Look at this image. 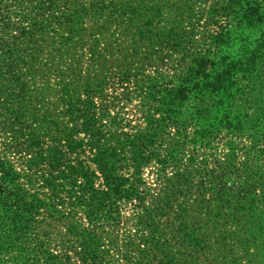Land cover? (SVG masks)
Masks as SVG:
<instances>
[{
    "label": "rangeland",
    "instance_id": "374dc122",
    "mask_svg": "<svg viewBox=\"0 0 264 264\" xmlns=\"http://www.w3.org/2000/svg\"><path fill=\"white\" fill-rule=\"evenodd\" d=\"M35 2L0 0V68L10 63L6 58L12 54L9 50L15 48V37L32 31L30 10ZM53 3L51 12L37 21L39 27L47 23L45 32L40 36L32 33V41L39 44L44 40L46 59L58 57L55 52L60 44L67 48L59 54L62 62L57 71H51L43 83L39 78L28 80L27 91L22 95L27 104L23 120L39 134L46 131L44 122L54 130L74 126L76 131L80 130L77 110L86 101L97 123L106 127L103 135L113 130V121L123 126L125 133L131 128L144 129V117L157 106L143 99L144 87L152 80H174L185 72L202 48L207 49V35H214L220 26L228 29L235 26L231 16L212 17L211 9L219 0H54ZM74 11H82L83 15H74ZM173 35L175 39H169ZM179 37L188 38L177 47ZM7 82L11 84L12 79L0 81V103L5 98L4 89H9ZM5 118H9V113L0 111V122ZM36 121H40L39 125ZM189 123L180 136L174 130H166V135L156 142L154 153L167 162L165 167L151 161L138 178L133 177L132 171L124 175L129 182L123 193L129 190L133 196L121 193L122 198L113 201L108 210L110 220L90 222L85 214H74L77 234L94 238L102 257L100 264H202L191 251L185 252L180 247L179 210L187 212L189 232L197 233L204 209L213 207L219 196L218 187L208 178L209 172L225 175L223 192L240 195L247 192L245 203L251 200L253 208L264 209L263 200L258 201L264 198V130L256 139L259 145L255 148L246 134L233 135L227 130L217 132L214 141L206 144L200 143L194 123ZM2 144L5 141L0 140V156ZM6 155L8 161L16 162L12 154ZM16 167L20 168L17 163ZM247 177L251 183L245 181ZM254 196L257 197L252 203ZM246 217L247 214L239 218L241 227L245 226ZM44 224L38 232L43 234L46 254L64 256L61 242L66 237L67 222H50L47 218ZM238 228L228 225L231 231ZM77 240L73 239L77 243L67 253L71 260L59 259L55 264H82L78 260L81 248H77L80 243ZM243 246L239 242L233 245L236 249ZM242 250L255 254L253 247ZM214 252L220 254L216 248ZM235 253L241 255L240 250ZM245 261L242 257L239 262ZM215 264L225 263L220 259Z\"/></svg>",
    "mask_w": 264,
    "mask_h": 264
},
{
    "label": "trees",
    "instance_id": "16d2710c",
    "mask_svg": "<svg viewBox=\"0 0 264 264\" xmlns=\"http://www.w3.org/2000/svg\"><path fill=\"white\" fill-rule=\"evenodd\" d=\"M53 2H35L30 10L32 31L15 37V48L6 58L10 63L0 68L1 82L12 79L0 103V111L9 113V118L0 122V140L5 141L0 156V264H55L59 259L69 262L67 253L77 243L74 238L80 242L78 260L82 264H100L102 257L94 238L77 234L74 214H85L90 222L110 220L108 210L113 201L122 198L129 182L124 175L132 171L138 178L151 161L161 167L167 164L154 153L156 142L166 135V130L180 136L191 121L200 143L211 144L217 132L227 130L233 135L246 134L254 148L264 130V0H219L214 4L212 17L231 16L235 26H220L214 35H207V49L202 48L174 80H152L144 87L143 99L157 105L144 117V129L131 128L125 133L123 126L113 121V130L103 135L106 127L94 119L87 101L77 110L81 121L78 131L76 126L54 130L46 122L43 134L29 128L23 120L27 104L22 95L27 91V81H45L51 71H57L62 62L59 54L67 48L60 44L58 54L55 52L58 57L46 59L44 40L39 44L32 41V33L40 36L45 32L47 23L39 27L37 21L51 12ZM73 13L83 15L82 11ZM211 24L216 26L213 21ZM186 38L179 37L177 47ZM36 122L39 125L40 121ZM26 130L29 133L25 134ZM6 154H12L16 162L8 161ZM209 174L219 196L213 207L204 209L197 233L189 232L187 212L179 210L180 247L191 251L202 264H215L220 259L225 264H241L242 257L245 264H264V209L253 208L251 200L245 203L247 192H223L224 174ZM245 181L251 183L249 177ZM123 196L133 195L127 190ZM262 200L264 206V198L258 201ZM231 211L235 214H229ZM245 214L248 217L241 227L239 218ZM46 217L50 222H67L66 237L61 242L64 256L46 254L43 248V234L38 231ZM229 224L240 228L231 231ZM238 242L243 248L233 247ZM247 246L253 247L254 255L242 250ZM215 248L220 254H215ZM235 250H240L241 255L237 256ZM188 256L193 257L189 252Z\"/></svg>",
    "mask_w": 264,
    "mask_h": 264
}]
</instances>
